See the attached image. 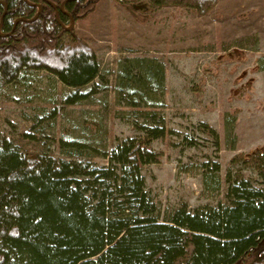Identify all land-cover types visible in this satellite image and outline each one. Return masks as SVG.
<instances>
[{
    "label": "rangeland",
    "instance_id": "obj_1",
    "mask_svg": "<svg viewBox=\"0 0 264 264\" xmlns=\"http://www.w3.org/2000/svg\"><path fill=\"white\" fill-rule=\"evenodd\" d=\"M66 28L94 51L98 92L64 107L71 90L45 71L1 84L0 134L21 152L59 158L72 141L108 151L158 122L168 133L152 141L158 163L141 173L160 218L224 203L229 170L257 179L238 158L264 148V0H217L201 16L148 0H98ZM125 67L130 77L121 80Z\"/></svg>",
    "mask_w": 264,
    "mask_h": 264
},
{
    "label": "trees",
    "instance_id": "obj_2",
    "mask_svg": "<svg viewBox=\"0 0 264 264\" xmlns=\"http://www.w3.org/2000/svg\"><path fill=\"white\" fill-rule=\"evenodd\" d=\"M97 2L0 0V85L45 71L71 90L64 107L98 92L97 57L66 28ZM148 2L201 16L217 0ZM158 124L139 127L141 135L108 151L69 142L59 158L23 153L0 134V264H264V148L238 158L253 165L257 179L226 173L224 203L179 206L160 218L141 173L158 163L150 144L168 133ZM203 129L217 140L214 130Z\"/></svg>",
    "mask_w": 264,
    "mask_h": 264
},
{
    "label": "water",
    "instance_id": "obj_3",
    "mask_svg": "<svg viewBox=\"0 0 264 264\" xmlns=\"http://www.w3.org/2000/svg\"><path fill=\"white\" fill-rule=\"evenodd\" d=\"M71 24H73V21L71 22Z\"/></svg>",
    "mask_w": 264,
    "mask_h": 264
}]
</instances>
